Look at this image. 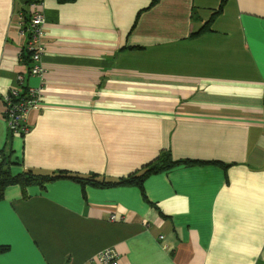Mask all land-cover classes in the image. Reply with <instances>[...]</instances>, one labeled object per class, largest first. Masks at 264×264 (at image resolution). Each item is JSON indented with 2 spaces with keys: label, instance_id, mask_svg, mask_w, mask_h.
Wrapping results in <instances>:
<instances>
[{
  "label": "crops",
  "instance_id": "obj_1",
  "mask_svg": "<svg viewBox=\"0 0 264 264\" xmlns=\"http://www.w3.org/2000/svg\"><path fill=\"white\" fill-rule=\"evenodd\" d=\"M42 3L43 82L20 61L21 14L35 9L0 0L10 171L119 183L164 155L202 163L143 189L66 177L9 186L0 264H97L109 248L119 264H264V0ZM20 75L43 90L26 134L6 116Z\"/></svg>",
  "mask_w": 264,
  "mask_h": 264
},
{
  "label": "built area",
  "instance_id": "obj_2",
  "mask_svg": "<svg viewBox=\"0 0 264 264\" xmlns=\"http://www.w3.org/2000/svg\"><path fill=\"white\" fill-rule=\"evenodd\" d=\"M42 5L43 3L30 5L31 9L35 10L29 12L31 20L28 23H26L23 13L21 14V35L27 38L26 49L32 53L33 63L28 73L40 77L43 82L46 70L42 62L45 53L42 37L46 17L43 11L38 9ZM24 81L25 76L20 75L17 79L18 85L13 87L5 97L6 116L10 129L17 134H26L29 131L28 115L32 109L40 108L42 103V86L40 88L24 87ZM115 218V216L112 217L113 220ZM119 259V253L115 249L109 248L99 253L97 264H119Z\"/></svg>",
  "mask_w": 264,
  "mask_h": 264
},
{
  "label": "trees",
  "instance_id": "obj_3",
  "mask_svg": "<svg viewBox=\"0 0 264 264\" xmlns=\"http://www.w3.org/2000/svg\"><path fill=\"white\" fill-rule=\"evenodd\" d=\"M43 0H26V6H30L32 4H39L42 3ZM216 15V14H215ZM214 15V16H215ZM23 16L25 18L26 23L30 22L31 15L27 10L23 11ZM211 21L208 23L210 24ZM207 24V25H208ZM206 30H208V26L205 27L204 30L201 31V33H204ZM22 54L20 55V61L23 65L27 67L29 70L32 66V53H29L26 49V46L23 48ZM2 156V155H0ZM198 163L202 162H193V161H187V162H176L174 161L170 155H164L161 160H159L158 163H154L152 165H149L144 169L143 172L137 173L136 175H132L129 178L123 179L119 183H111V182H100L96 180H86L82 179L80 177H75L71 175H63L62 173L59 174L56 177H45V176H39L35 175L31 172L23 173V174H13L10 171L9 165L11 162H7V160L3 157L0 158V200L3 199L6 189L9 186L21 184L23 186H27L30 184H34L37 180L39 181H45V180H52L57 178H70L74 179L75 181L80 182L83 185H92L95 187H115L119 185L123 186H138L140 189H143L144 183L147 180L148 177L154 174H158L160 172L164 171H171L172 169L181 166L183 164L185 165H196ZM7 250V247H0V253Z\"/></svg>",
  "mask_w": 264,
  "mask_h": 264
}]
</instances>
